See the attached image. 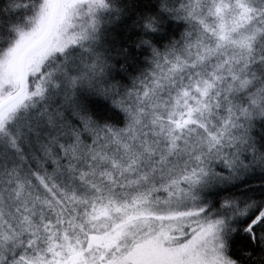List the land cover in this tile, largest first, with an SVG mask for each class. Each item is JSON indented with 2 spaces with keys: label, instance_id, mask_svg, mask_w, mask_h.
<instances>
[{
  "label": "snow or ice",
  "instance_id": "obj_1",
  "mask_svg": "<svg viewBox=\"0 0 264 264\" xmlns=\"http://www.w3.org/2000/svg\"><path fill=\"white\" fill-rule=\"evenodd\" d=\"M0 264H264V0H0Z\"/></svg>",
  "mask_w": 264,
  "mask_h": 264
}]
</instances>
